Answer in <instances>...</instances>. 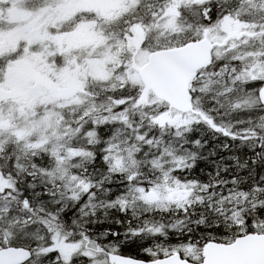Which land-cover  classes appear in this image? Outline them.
I'll use <instances>...</instances> for the list:
<instances>
[{"label": "snow or ice", "instance_id": "1", "mask_svg": "<svg viewBox=\"0 0 264 264\" xmlns=\"http://www.w3.org/2000/svg\"><path fill=\"white\" fill-rule=\"evenodd\" d=\"M0 264H264V0H0Z\"/></svg>", "mask_w": 264, "mask_h": 264}]
</instances>
